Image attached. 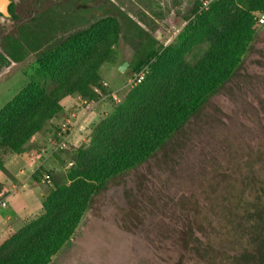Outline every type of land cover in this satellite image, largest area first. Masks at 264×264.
<instances>
[{"label":"trees","instance_id":"trees-1","mask_svg":"<svg viewBox=\"0 0 264 264\" xmlns=\"http://www.w3.org/2000/svg\"><path fill=\"white\" fill-rule=\"evenodd\" d=\"M201 1L194 3L187 24L168 46L158 45L109 0L106 15L87 29L47 45L34 30L21 31L3 46L0 69L9 66L8 58L18 63L32 52L37 80L0 109V171L6 154L24 153L30 140L61 115L62 100L80 97L96 103L109 95L101 84L102 67L111 61L122 24L140 39L131 74L143 67L148 72L96 124L88 144L62 150L67 165L72 164L62 177L53 178L44 167L33 173L38 184L43 174L49 175L52 187L41 213L0 244V264H50L95 197L130 171L145 170L152 157L178 148L188 123L213 103L214 95L240 97L251 82L246 59L256 45H264V28H258L255 17L264 13V0H214L207 10H200Z\"/></svg>","mask_w":264,"mask_h":264},{"label":"flooded vegetation","instance_id":"flooded-vegetation-1","mask_svg":"<svg viewBox=\"0 0 264 264\" xmlns=\"http://www.w3.org/2000/svg\"><path fill=\"white\" fill-rule=\"evenodd\" d=\"M44 1L4 0L2 9L7 13L0 12L1 54L5 55L3 46L21 31L34 30L41 35L42 45H47L48 41L87 29L106 15L107 0L96 4L91 0H52L36 14L26 9L25 2L38 6ZM128 18L146 32L139 20ZM74 22L76 29L70 28ZM29 55L35 53L28 52L24 59ZM8 59L9 66L17 63ZM251 83L239 94L244 95ZM260 84L262 91L264 74ZM217 94L214 105L203 107V112L188 123L178 148L171 146L152 157L145 170L136 168L109 185L121 188L123 204L117 203V208L112 192L104 201L115 204L114 217L120 227L141 237L155 264H214L216 260L264 264V98L258 93L256 102L244 100L240 122L232 107L224 110L215 105ZM228 96L225 98L233 101ZM226 124L227 129L223 128ZM214 223L228 225L229 229L234 226L233 232L242 231L230 235V252L238 248L235 241L243 244L233 252L235 255L224 259L215 249L214 234L209 232ZM243 227L248 230L243 231ZM84 245L87 251L91 243Z\"/></svg>","mask_w":264,"mask_h":264},{"label":"rangeland","instance_id":"rangeland-1","mask_svg":"<svg viewBox=\"0 0 264 264\" xmlns=\"http://www.w3.org/2000/svg\"><path fill=\"white\" fill-rule=\"evenodd\" d=\"M111 1L114 2L118 9L126 13L127 16L129 15L130 17H134L139 20L142 27L146 30V33L157 39L158 45L168 46L174 41L179 32L187 24V22H185V18L192 9L194 3L201 0ZM44 2L45 3H41L38 6H33L32 2H25V6L27 10L33 11L36 14L51 5L53 1L47 0ZM258 15L259 14L255 15L256 19L258 18ZM76 24L77 23L74 22L70 28H78V25ZM123 27L124 26L122 25L120 39L113 48L110 63L104 64L102 67V73L104 76L102 82L107 84L106 88L109 90V96L97 104L100 114H98L94 119H92L94 114H97L98 112L95 113L94 111L93 113L91 111L90 115L87 114L89 116H93L91 117V120L89 119L87 121L83 132H81L83 139L80 140L76 146L69 145L67 143L64 151L88 144V138L92 129L101 119L107 117L112 112L113 106L120 103L125 94L130 90V87L127 86V82L132 75L130 71V62L132 61L134 50L138 46L139 41L133 33L129 31V29H123ZM70 28L69 30L71 31ZM258 28H264V24L259 25ZM60 33L61 35L67 34V32ZM263 52L264 46L256 45L255 51L249 55L245 62L247 75L251 78L252 82L249 86L250 88L247 89V92L249 90H251V92L248 94L246 92L244 95L239 94L240 97L237 96V98L233 99V101H229L230 99L227 100L223 94L218 95L215 99V105H217L220 109L227 110L232 107L234 109V112L232 113H234V115H238L240 122L243 121V110H241V107L244 105V100L256 102L258 93L259 98L260 96L264 98V92H262L264 90L260 91L259 89L261 85V77L264 74ZM124 62L128 63V67L124 71L120 72L118 68ZM36 69L37 65L35 56L29 55L26 59H24V61L15 64L12 63L9 67L1 70L0 109L31 81L37 80ZM112 95H115L119 102H115ZM212 104L214 105V102ZM81 116L82 114L80 117ZM218 127L222 128V125H218ZM223 128L227 129L228 125L226 124ZM52 138L51 140L45 141L41 145L43 146V149H45V154L50 153V156L47 159L49 161L48 163H46L47 161L44 162L43 167L47 172L52 171L53 178H59L63 176L68 168V159L62 154V150L53 152L57 141H55V137L53 139ZM7 156L9 155L6 154L3 157L4 161ZM1 173L2 172H0V177ZM24 175H29V172H25ZM44 176L45 175L43 174L41 179H43ZM6 186L8 188L0 194V202L5 204L4 207L0 205V219H5L12 209L16 210L17 205L21 203L24 197L29 196V200L34 202V199L35 201L38 199L37 193L39 191H41L43 196H46L49 189L52 187V183H39L38 187H30L28 185L24 187L21 186L17 187L16 192H13L11 183H6ZM108 187V190L105 192L106 194L101 193L99 196L94 198L90 208L81 217L79 225L72 236L73 240L68 242L52 258L50 264H155L153 259H151V256H149V252L147 251L144 242L140 239L141 237L126 233L120 227L119 222L114 217V210L120 208L117 203L121 204L123 201V199H121L122 190L117 186ZM111 192L112 201L117 204V208H115V204H107V202L104 201L106 195ZM221 214L222 212H220L219 216H221ZM32 218H34V215L33 217H29V220L31 221ZM175 226L179 228L178 225ZM210 228V234H214V247L221 252L224 259L225 257H229V254L235 255L233 252L238 251L237 249L242 247V243L235 241L234 243L238 244V248L232 252H230L231 249H228L232 246V237L230 235L242 233V231H231L234 226H231V229H229L228 225L214 223V226H211ZM245 229L248 230V228L243 227V231H245ZM248 232L252 233V230L249 229ZM84 243H91V245H89L90 248L87 251ZM77 247L80 248V250L77 249ZM225 263L226 260L214 261V264Z\"/></svg>","mask_w":264,"mask_h":264},{"label":"crops","instance_id":"crops-1","mask_svg":"<svg viewBox=\"0 0 264 264\" xmlns=\"http://www.w3.org/2000/svg\"><path fill=\"white\" fill-rule=\"evenodd\" d=\"M101 101V100H100ZM96 103H87V106L82 104L79 97H68L61 102L63 107V112L59 117L53 118L47 129L43 132L36 134L31 140L24 153L20 155H9L4 161V171H0V194L2 191L7 189L6 183H11L13 192L17 191V187H24L26 185L30 187H38L39 184L35 183V180L31 175L39 168L44 166V162L48 163L47 160L50 156L45 154V149L41 146L45 141L51 140L55 137L58 126L64 121H68L72 128V133L68 138V144L76 146L80 140L83 139L81 132L85 128L87 121L93 116H89L91 111L97 114H94V119L98 114H100ZM82 116L80 117V115ZM89 114V115H87ZM79 117V118H78ZM52 138V139H53ZM18 168V170H17ZM29 175H24V173ZM16 185V186H15ZM16 187V189H15ZM38 199H34V202H31L28 197H24L17 209L11 210L9 215L5 219H0V244L12 233L21 229L27 222H29V217L36 218L42 210V200L45 195L39 191L37 193ZM35 196V195H33ZM42 199V200H41ZM2 207L5 204L0 202ZM19 206V207H18ZM21 209V210H20ZM32 218V219H34ZM31 219V220H32Z\"/></svg>","mask_w":264,"mask_h":264},{"label":"built area","instance_id":"built-area-1","mask_svg":"<svg viewBox=\"0 0 264 264\" xmlns=\"http://www.w3.org/2000/svg\"><path fill=\"white\" fill-rule=\"evenodd\" d=\"M213 1L214 0H202L200 10H207L210 3H212ZM257 22H258V25L264 24V13L258 15ZM147 72H148L147 67H143L138 72L131 75V77L129 78V80L127 82V86L130 88H133L136 85L140 84L144 80ZM101 84L103 87H105V88L107 87L106 83L102 82ZM95 91L97 93H99L98 90H95ZM104 98H106V97H103L101 100H103ZM112 98L115 102H119V100L117 99V97L115 95H112ZM79 99L81 100L82 104L87 106V103L85 101H83L80 97H79ZM71 133H72V128H71V125L68 121L63 122L58 126V130L56 131V134H55L57 142H56V146H55L53 152L58 151V150H64L66 148V145L68 143V138H69ZM71 165L72 164L69 163L68 167H70ZM40 183H48V184L51 183L50 176L45 175L43 177V179L40 180Z\"/></svg>","mask_w":264,"mask_h":264},{"label":"water","instance_id":"water-1","mask_svg":"<svg viewBox=\"0 0 264 264\" xmlns=\"http://www.w3.org/2000/svg\"><path fill=\"white\" fill-rule=\"evenodd\" d=\"M4 5H5V4H4V0H0V12H3V13L6 12L5 10L2 9ZM6 13H7V12H6ZM127 67H128V63H127V62H124L122 65L119 66L118 70H119L120 72H122V71H124Z\"/></svg>","mask_w":264,"mask_h":264}]
</instances>
